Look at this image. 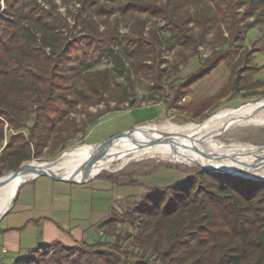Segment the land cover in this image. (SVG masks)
<instances>
[{
	"label": "trees",
	"instance_id": "trees-1",
	"mask_svg": "<svg viewBox=\"0 0 264 264\" xmlns=\"http://www.w3.org/2000/svg\"><path fill=\"white\" fill-rule=\"evenodd\" d=\"M77 1L80 7L74 12V25H85H81V34L69 37L62 31L67 22L54 6L30 8L24 0L3 1L0 141L4 136L2 121L8 127H20L29 108H34L35 114L29 137L36 134L33 142L22 139L13 143L12 139L5 145L0 156H8L9 170L36 157L51 133L54 138H61L67 131L68 109L77 103L79 96H84L83 90L90 92L87 97L92 100L107 101L105 70L86 72L83 88L73 94L67 83V64L76 54L85 52V48L103 56L113 52L119 42V30L110 25L107 17L114 0ZM125 1L124 11L161 20L170 42L190 51L200 44L214 16L219 30L223 25L232 31L233 14L245 3V0ZM194 1L209 3L205 14H182V8ZM247 9L244 16L254 10H260L264 16V0H248ZM88 10L94 12L95 20L85 19ZM209 11L214 16H208ZM190 23L201 28L198 36L192 34ZM145 29L146 19L134 17L129 32L122 37L129 53L138 57L137 67L157 87L156 77L161 70L149 61L156 56L159 34L154 27ZM222 58L224 55L213 51L205 56L194 75L180 86L170 88L173 94L169 92L162 99L165 108L173 107L188 94L191 85L213 70ZM228 88L227 82L215 94L192 101L184 108L198 115L215 98L225 95ZM73 130L77 131L75 127ZM106 178L120 186L136 184L132 180ZM125 219L138 222L136 232L128 239L116 231L117 223ZM101 234L112 236L113 240L98 238L75 246L54 242L28 250L13 264H264V180L199 169L178 183L142 195L121 214L113 211L101 223Z\"/></svg>",
	"mask_w": 264,
	"mask_h": 264
},
{
	"label": "rangeland",
	"instance_id": "rangeland-1",
	"mask_svg": "<svg viewBox=\"0 0 264 264\" xmlns=\"http://www.w3.org/2000/svg\"><path fill=\"white\" fill-rule=\"evenodd\" d=\"M24 1L30 8L54 6L55 10L61 13L67 22V27L62 29L65 36L81 34L79 33L81 25L85 24L82 23L76 27L74 25V12H76L74 5L75 2L79 4L77 0ZM247 1L245 0V3L235 10L232 31L223 25L219 30L217 17L210 11L206 13L208 16H214L212 25L204 34L197 48L190 51L170 42L169 34L163 28L161 20L148 17L144 13L132 14L129 10L124 11L126 1L114 0L110 5L111 13L107 17L110 25L116 26L119 30V42L113 48V52L109 56H103L93 52L90 48H85V52L76 54L67 64V83L72 86L73 94L83 88V76L86 72L105 70L108 83L107 101L92 100L87 97L90 92L83 90L86 92L85 97L79 96L77 103L69 109L67 108L69 111L67 131L63 132L61 138H54L51 133V137L46 141V145L36 153V157L23 163L33 160H53L65 149L86 142H101L109 136L132 129L143 122L163 123L168 121L177 125L189 122L197 123L221 109L238 108L244 104L264 99V16L260 10H254L250 15L244 16L243 13L248 11ZM208 4L206 1L189 2L182 8L181 13L187 15L198 12L202 15L207 11ZM85 14L86 20H95L96 18L92 10H88ZM134 17L145 18L146 29L154 27L159 34L156 56L150 57L149 61L154 66L158 65L161 70L160 75L156 77L157 87H154V81H151L146 72L137 67L139 59L136 55L129 53L122 37L124 33L129 32V26ZM189 26H191L192 34L198 36L201 28L192 25V23ZM102 28L100 27V30ZM212 51L221 53L224 58L219 61L216 69L193 85L188 93L192 99H187V101L179 99L173 107L165 108L162 99L171 92L170 88L180 86L186 79L194 75L201 66V60ZM227 82L229 84L228 92L215 98L204 112L195 115L193 111L184 108L195 100L194 97L208 91H210L209 96L215 94ZM147 106H149L146 109L148 119L133 120L129 117V109ZM255 116L259 120L256 118L253 121H243L215 138L219 145L225 146V149L218 150L225 160H247L250 163L253 161L248 160L247 150L256 146L264 147V111L255 113ZM34 117V108H29L20 127H8L7 122L2 121L4 136L0 141V155H2L5 145L12 139L13 143H19L22 139H28L29 142L35 141L36 134L32 138L29 137V128L34 126ZM72 127H75L77 131H71ZM7 158L8 156H0V176L13 171L8 168ZM107 164L110 169H103L96 176H111L121 181L132 180L136 183L123 188L124 195L117 201L118 209L116 211L119 214L133 206L142 195L151 192V190H158L164 186L178 183L188 174L203 169L200 165L167 161L157 155L129 158L125 162L122 159L108 161ZM252 167L259 169L258 165ZM237 176L249 178L243 175ZM39 177L45 178L46 176ZM137 227V221L132 222L125 219L117 223L116 231L121 232L127 238L136 232ZM99 238L113 240L112 236L104 237L101 233ZM14 259L5 260L4 255L0 252V264H10Z\"/></svg>",
	"mask_w": 264,
	"mask_h": 264
},
{
	"label": "bare ground",
	"instance_id": "bare-ground-1",
	"mask_svg": "<svg viewBox=\"0 0 264 264\" xmlns=\"http://www.w3.org/2000/svg\"><path fill=\"white\" fill-rule=\"evenodd\" d=\"M259 111H264V99L238 108L221 109L197 123L177 125L168 121L143 122L124 130L108 146L100 147V142H86L63 150L53 160L29 161L16 176L0 186V216L11 206L18 185L37 177L39 173L83 181L103 169H110L108 161L122 159L125 162L140 156L157 155L167 161L217 168L254 179L264 178V147L256 146L247 150L248 160L253 162L227 161L218 151L225 149V146L215 140L218 135L243 121L256 120L255 113ZM101 149H104L101 158L90 163L91 157ZM253 165H258L259 169H254ZM8 175L0 176V181L8 178Z\"/></svg>",
	"mask_w": 264,
	"mask_h": 264
},
{
	"label": "crops",
	"instance_id": "crops-1",
	"mask_svg": "<svg viewBox=\"0 0 264 264\" xmlns=\"http://www.w3.org/2000/svg\"><path fill=\"white\" fill-rule=\"evenodd\" d=\"M209 94L210 91L194 97V101ZM185 96L186 101L192 99ZM149 106L129 109V117L148 119ZM124 187L98 176L84 183L49 177L30 179L20 186L10 209L0 219L1 254L5 260L15 258L9 262L13 264L28 250L43 245L58 242L75 246L97 240L101 223L118 209L117 201L123 197Z\"/></svg>",
	"mask_w": 264,
	"mask_h": 264
},
{
	"label": "water",
	"instance_id": "water-1",
	"mask_svg": "<svg viewBox=\"0 0 264 264\" xmlns=\"http://www.w3.org/2000/svg\"><path fill=\"white\" fill-rule=\"evenodd\" d=\"M125 131H120V132H118V133H116V134H114V135H112V136H109L107 139H105V140H102L101 142H100V147H105V146H108L110 143H111V141H112V139L113 138H115L116 136H118L119 134H123ZM103 153H104V149H101V151H99V152H97V153H95L92 157H91V160H90V163H92V162H95L96 160H98V159H100L101 158V156L103 155ZM26 164H27V162H25V163H22V164H20L15 170H13V171H11L10 173H9V175H8V178H6V179H3V180H1L0 181V186H3L6 182H8V180L11 178V177H14V176H16L25 166H26ZM204 170H208V171H213V172H221V173H228V174H231V175H233V173L232 172H228V171H225V170H221V169H217V168H204V167H202ZM39 176H46V177H49V178H51V179H53V180H62V181H66V182H69V183H84V182H87L88 180H90L91 178H88V179H86V180H83V181H73V180H71V179H62V178H60V177H58V176H53V175H48V174H46V173H39L38 174V176L37 177H39ZM36 178V177H35ZM249 178H251V177H249ZM34 179V178H33ZM252 179H254V178H252ZM264 178H259V179H256L255 178V180H263ZM27 181H29V180H27ZM27 181H24V182H22L21 184H19L18 185V187L16 188V192H15V196H16V193H17V191H18V189L20 188V186L22 185V184H24L25 182H27ZM15 196H14V198H15ZM14 198H13V200H14ZM13 200H12V202H13ZM12 202H11V205H12ZM11 207V206H10ZM10 207L9 208H7L6 210H5V212L0 216V219H1V217L10 209Z\"/></svg>",
	"mask_w": 264,
	"mask_h": 264
},
{
	"label": "built area",
	"instance_id": "built-area-1",
	"mask_svg": "<svg viewBox=\"0 0 264 264\" xmlns=\"http://www.w3.org/2000/svg\"><path fill=\"white\" fill-rule=\"evenodd\" d=\"M4 0H1L0 1V11L4 8ZM80 7V4H78L77 2H75V5H74V9L77 10L78 8ZM180 101H186V96L183 95L181 98H180Z\"/></svg>",
	"mask_w": 264,
	"mask_h": 264
}]
</instances>
